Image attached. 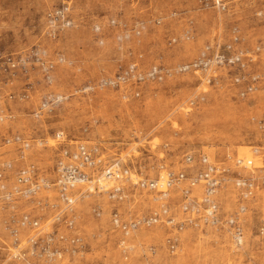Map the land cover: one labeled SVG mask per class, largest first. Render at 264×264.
Returning a JSON list of instances; mask_svg holds the SVG:
<instances>
[{
  "label": "rangeland",
  "instance_id": "1",
  "mask_svg": "<svg viewBox=\"0 0 264 264\" xmlns=\"http://www.w3.org/2000/svg\"><path fill=\"white\" fill-rule=\"evenodd\" d=\"M222 1L225 10L203 0H0V163L13 162L11 176L33 165L53 180L63 151L79 145L94 167L63 160L93 177H190L201 156L225 169L222 224L182 229L164 219L181 223L183 190L200 201L202 183L163 196L106 173L102 188L77 183L70 200L43 187L0 208V264H264V0ZM131 65L140 80H119ZM13 136L29 146L4 141ZM237 179L254 183L249 198ZM25 214L39 226L22 225ZM153 214L158 223L133 226ZM233 216L241 245L223 223Z\"/></svg>",
  "mask_w": 264,
  "mask_h": 264
},
{
  "label": "built area",
  "instance_id": "2",
  "mask_svg": "<svg viewBox=\"0 0 264 264\" xmlns=\"http://www.w3.org/2000/svg\"><path fill=\"white\" fill-rule=\"evenodd\" d=\"M205 5H210L216 7L219 10L226 9V3L222 0H203ZM233 59H227V61L234 62ZM155 72V71H154ZM126 75L134 80H140L139 74L135 72L134 65H131L124 73L121 75L119 80H124ZM150 75V73H149ZM55 98V103L58 100H61L62 97L57 96ZM49 102H43L42 107H49ZM42 110H39L41 112ZM36 113L37 116L40 113ZM63 133L58 132L56 134L57 139L62 137ZM13 139L16 143H22L23 149L27 148L29 144L25 143L24 140L21 139L20 136H13V138H6L4 141L6 143H11ZM23 151V150H21ZM62 157H69L71 159H75L79 161V166L84 167H94L95 161L91 158L89 152L86 147L83 145H79L77 147V151L75 153H69L67 150H64L62 153ZM20 155L23 156V153L20 152ZM63 158H60L56 161L54 166L55 177L53 180L47 179L45 177H39L36 174L37 169L32 166L21 167L16 170L15 173L11 176V170L13 168V162L5 161L0 163V208L11 207L14 206L20 200L25 198H30L31 196L36 195L41 188H49L54 187L58 190L59 194H61L62 199L70 200L68 195V190L72 189L77 183H85L89 185V189H95V186L101 187V182H103L104 178L102 175H107L111 177L122 178V176H126L127 182H129L132 187L158 192L163 196L167 195V191L173 186H179L182 183H188L190 186L198 185L202 183L204 187V193L200 201L193 199L189 193V189L183 190L184 201L182 205V212L186 215L181 223H175V219L167 216L164 220L168 225L178 226L182 229V227L186 225L198 224L201 222L205 225H218L222 224L220 216L218 214V204L215 199V195L217 190L221 185V176L224 174L225 169L221 168L217 164H213L208 160L206 156H201L199 159V164L204 166V169L199 170L195 175L187 177L186 174L182 171L173 172L166 171L164 175H159L155 179L148 178H137L134 177L133 174H129L128 170L119 172H110V170L106 171V173L100 175L96 173V177H93L92 174L86 173L81 170L79 166H75L70 163H66ZM186 162H191L192 158L190 156L186 157ZM236 163H241V160H236ZM123 179V180H124ZM261 186H264V178L260 181ZM235 186L239 189L240 195L242 198H249L252 195L254 189V183L251 179H237L234 182ZM116 189V194L122 192L123 188L118 186ZM121 197V196H120ZM202 207V216L201 220L197 221L193 215L195 211H200L199 209ZM245 207L241 206L238 209L237 213L243 212ZM166 209L163 210V213L166 214ZM236 216V215H235ZM117 221V219H115ZM161 220V217L158 214H153L148 217H143L137 220V223H134L133 226H138L140 224L144 225H152L156 224ZM20 223L24 226L28 225L32 228H37L39 223L37 220L30 219L28 215H23ZM225 225H229L233 228V240L236 245H241L243 242V231L240 226L236 223V217H230L228 220L223 222Z\"/></svg>",
  "mask_w": 264,
  "mask_h": 264
}]
</instances>
